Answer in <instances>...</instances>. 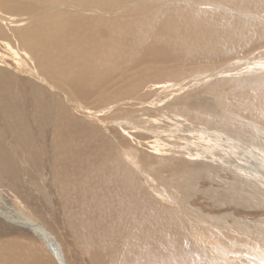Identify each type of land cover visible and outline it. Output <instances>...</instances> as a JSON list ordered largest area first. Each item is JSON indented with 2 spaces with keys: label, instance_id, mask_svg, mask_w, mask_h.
I'll return each instance as SVG.
<instances>
[{
  "label": "rangeland",
  "instance_id": "obj_1",
  "mask_svg": "<svg viewBox=\"0 0 264 264\" xmlns=\"http://www.w3.org/2000/svg\"><path fill=\"white\" fill-rule=\"evenodd\" d=\"M203 1L121 0L114 6H110L108 11L81 10L67 4L51 3L42 5L41 13H38L28 11L19 3L4 0L6 6L17 8V10H11L13 15L9 14L8 19H0L4 28L0 37L4 39L5 37L2 36H9L10 27L17 29L24 24L33 23L40 17L45 21L51 19L64 21L69 16L90 19L93 15L100 23H107L119 17H122L120 22H126L129 21L131 13H139L155 7L160 8L161 15L182 8L189 9L197 16L198 22H205L204 14L208 13V20H213L214 24L226 31L235 28V24L241 27L264 28V0H223L220 6L216 5L217 0H207L204 3ZM2 15L6 17L5 14ZM19 19L22 21H18ZM262 31L259 34H250L246 38L239 37L235 40L239 42V45L236 44L235 47H233L232 37H225L222 42L224 49L221 51L222 54L212 57L209 60L211 62L208 61L209 66L205 65L207 61H202L200 66L197 65L190 70L182 66L179 69H159L157 72L154 70L144 75L149 64L137 63L139 54L128 53L126 54L127 67L130 68L128 71H131V75L121 77L129 82L136 73L142 72L143 74H140L143 76L140 75L141 81L138 86L131 90L123 89L121 99L108 102L83 98V104L95 111L94 113L79 110L72 102L64 101L78 119L79 129L82 130L81 127L85 128L90 123L98 127V130L95 129V133H92L95 141L98 132L101 131L104 134H112L117 139L123 137L126 145L120 150L124 151V157L127 154L125 159L131 166L129 171L132 181L139 183L151 199L165 207L177 205L183 200L189 205V209L181 207L182 210H180L178 207H173L168 210L185 221V228L191 234L189 238H192L193 234L196 242L203 246L204 253L195 251L194 258L198 260L195 264H264V140L251 139L255 135L264 137L263 129L260 125L253 130L231 129L228 126L223 129V125L219 124L222 127L220 131L216 127H211L212 125L210 126L199 116L208 112L207 116L215 119L225 117L231 113L229 110H223L222 103L225 99L230 100L240 89L249 90L254 86L264 88V33ZM12 41L15 42L14 38ZM99 41L102 47L108 46L103 39ZM108 52L112 57L113 52L110 48ZM113 55L119 58L124 53H113ZM33 60L26 57L22 51L17 54L8 46L0 44V69L4 68L24 80L31 79L63 100L66 92L58 88L60 85H56L49 79L46 80L42 72L38 75L34 70L38 68L35 67ZM174 63L170 61L164 65L172 66ZM150 70L152 69L147 71ZM111 72L117 77L121 74L115 69ZM122 88L120 83H114L112 90ZM177 105L186 107H182L184 109L182 110V108H176ZM200 107L205 110L202 111ZM10 144V140L6 141L3 148L9 149ZM21 166L23 167V164ZM92 173L91 171L87 173V177L81 176L86 178L84 182L87 180H89L88 183L92 182L85 186L83 181L81 183L86 192L90 190L85 197L77 193L74 188L72 189L74 184L67 190L69 194L58 190L60 187L56 174L47 160L41 164L38 163L37 169L31 173L27 170H19L14 179L7 175L2 176L0 178V256H2L0 264L12 263H9L4 253L8 256H28L27 253L36 254L37 257L43 256V258L39 257L41 263L36 261V256L27 258L28 264H61L62 261L65 264L144 263L143 258L137 259V263L132 261L135 251L131 250L134 251V256L131 257L130 252H127L130 250H125L131 246L126 245L122 218L116 219L133 206V202L136 205L131 199L132 195L124 194L125 201L129 202L130 206L115 211L117 216L112 215L101 219L104 214L105 199L106 197L110 199V195L98 187V184H104V182L96 181L95 177H91ZM91 178L92 180L95 178V182ZM88 185L90 188H87ZM62 186L66 185L62 184ZM87 196L90 197L87 198ZM217 198L228 204L223 206L220 204L222 201L220 200L219 203ZM242 199L244 200L241 201ZM89 211L92 212L89 213ZM73 212L77 215L83 214L88 221L91 220V223L82 224L80 219L72 220V222ZM210 214L222 219L224 215L227 218L222 220L223 224H218L210 222ZM138 217L135 216V218ZM22 218L30 220L50 233L56 251L61 253L62 261L45 239L23 224ZM71 222L74 225H71ZM204 226L210 227L204 229ZM88 228L92 232L102 233L101 236L106 240L104 241L106 247L97 238L94 239L96 236L91 231L86 232ZM152 229H154V239L157 226L154 225ZM113 230L116 231L113 232ZM225 232L228 234L233 232L234 237ZM149 242L158 243V241L150 240ZM108 245L111 251L108 250ZM96 246L99 249L95 248ZM120 249L121 251H118ZM100 250H102V258L97 260V252ZM124 253H128L127 256Z\"/></svg>",
  "mask_w": 264,
  "mask_h": 264
},
{
  "label": "bare ground",
  "instance_id": "obj_2",
  "mask_svg": "<svg viewBox=\"0 0 264 264\" xmlns=\"http://www.w3.org/2000/svg\"><path fill=\"white\" fill-rule=\"evenodd\" d=\"M11 1L24 5L28 11L41 13V6L51 3L58 5L67 4L72 8L81 10L108 11L110 6H114L121 0ZM204 2H207V0H204ZM222 2L223 0H217L216 5H222ZM157 8H148L139 13H131L129 21L126 22H120L122 17H119L118 19H111L107 23H100L93 15L90 19L87 17L81 19L69 16L64 21H56L54 19L45 21L40 17L33 23L22 25L23 27L17 29L10 27L9 36H2L5 37L4 39L0 37V44L8 46L17 54L22 51L26 57L34 59L35 67L38 68L34 69L35 72L38 75L42 72V76L46 80L49 79L55 82L56 85H60L58 88L66 92L63 100H61L52 91L46 90L41 84L35 83L31 79L24 80L19 75H14L4 68L0 69V178L7 175L14 179L19 170H27L31 173L34 169H37L38 163L41 164L47 160L56 174L57 183L60 187L58 190L68 193L67 190L74 184L75 186H72V189L74 188L77 193H81L85 197L90 190L87 189L88 191L86 192L81 183L85 181L86 178L84 177H87V173L91 171L93 172L91 177H95L96 181L101 180V182H104V184H98V187L110 195V199L107 197L105 199L104 214H102L101 219L112 215L117 216L114 213L115 211L117 212L120 211L119 208L130 206V203L125 201V193L132 195L131 199L135 201L139 208L133 202V206L116 218H122V230L123 232L125 231L126 245L131 246V248L126 247L127 249L125 250H130L127 252H130L131 257L134 256L135 251V256L132 258L134 263H137V259L143 258L144 263L142 262V264H195L198 261L196 260L197 258H194L195 251L203 252V246L196 242L193 234L192 238H189L191 234L185 228V221L179 219L168 210L173 207H178L180 210H182L181 207L189 209V205L183 200L177 205L165 207L160 202L151 199L147 195V191L139 183L132 181L133 178L129 171L131 166L125 159L127 154L124 157V151L120 150L126 145L123 137H118L117 139L116 136L104 134L101 131L98 132L95 141L92 133H95L98 127L90 123L85 128L81 127L82 130L79 129L77 126L78 119L75 118L64 102H72L77 109L94 113L95 111L83 104V98L108 102L110 100H119L123 96V89L131 90L133 87L138 86L141 76H143L142 72L134 74L135 77L129 82L121 77L131 75V71H128L130 68L127 67L128 59L126 54L128 53L139 54L137 63L149 64L144 75L154 70L157 72L159 69H179L182 66H186L190 70L197 67V65L200 66L202 61H207V64L205 63L207 66L208 61L212 57L219 55L224 50L222 42L225 37L231 36L234 40L233 47H235L236 44L239 45V42L235 41L239 37L244 36L246 38L250 34H259L264 30V28L254 26L241 27L235 24V28L226 31L214 24L213 20H208V13L204 14L206 17L205 22H198L196 21L197 16L189 9L182 8L161 15L160 8ZM11 10L15 11L17 8L8 7L5 5L4 0H0V19L6 20L9 14L13 15ZM2 14H5L7 18ZM18 21H22V19ZM3 32L4 28L0 22V36ZM12 38H14L16 43L12 41ZM99 39H103L108 46L102 47ZM109 48L113 53L123 52L124 55L116 58L112 53V57H110ZM170 61L175 63L172 66L164 65V63ZM112 69L121 73L119 76L120 80H118L119 77L116 74L111 72ZM148 69L152 70L147 71ZM136 75L141 76L138 77ZM114 83H120L123 88L112 90ZM222 104L223 110L231 112L225 117L215 119L212 116H207L208 112L199 116L210 126L212 125L211 127H216L220 131L222 127L219 124L223 125V129L228 126L231 129L247 130H253L257 125H260L264 132V88L254 86V88L249 90L240 89L230 100L225 99ZM182 107L185 108L186 106L177 105L176 108ZM183 108L182 110H184ZM201 110L204 111L205 109ZM82 125L84 124L82 123ZM124 131L127 132L126 130ZM124 138L126 137L124 136ZM251 139L264 140V137L255 135ZM9 140L11 142L9 149L3 148L5 142ZM22 164L23 167L21 166ZM31 175L34 177L33 174ZM82 175L84 177H81ZM88 181L84 182V186ZM62 184L66 186H62ZM87 188H90L89 185ZM220 200L217 198L219 203ZM220 204L225 206L224 204L228 203L222 201ZM221 209L223 208L221 207ZM218 210L220 211V209ZM192 215L194 214L192 213ZM135 216L139 217L135 218ZM222 217L223 219L227 218L224 215ZM192 218L195 217L192 216ZM79 219L82 224L91 221H88L83 214L77 215L76 212H73L71 221H78ZM223 219L219 216L215 217V215H211L209 218L210 222L213 221L218 224L222 223ZM22 221L24 225L45 239L62 261L61 253L56 251V246L53 238L49 235L50 233L28 219L22 218ZM72 222L71 225L73 224ZM154 225L157 226V234L153 239L154 229L152 227ZM79 227L81 228V226ZM206 228L204 226V229ZM87 231L91 230L88 228ZM228 231L229 229L227 228ZM83 233L86 236V233ZM92 233L96 236L94 239L97 238L104 244L106 240L101 236L102 233ZM231 234L233 235V232ZM116 240L119 239L116 238ZM149 240L152 242L158 241V243L151 244ZM89 243L88 240V245ZM77 245L80 244L77 243ZM97 246L95 248L99 249ZM116 247L114 248L115 250ZM142 247L143 249L141 250ZM133 249L134 251H131ZM102 250L97 252V260H101ZM118 251H121V249ZM3 255L9 259V263L14 262L15 264H28L27 258L31 256H36V261L39 263L42 262L39 257L43 258V256L37 257L33 253H27L28 256H8L6 253ZM61 264H65L64 261Z\"/></svg>",
  "mask_w": 264,
  "mask_h": 264
}]
</instances>
